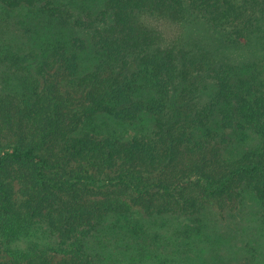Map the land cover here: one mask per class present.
I'll return each instance as SVG.
<instances>
[{
	"label": "trees",
	"instance_id": "1",
	"mask_svg": "<svg viewBox=\"0 0 264 264\" xmlns=\"http://www.w3.org/2000/svg\"><path fill=\"white\" fill-rule=\"evenodd\" d=\"M232 200L264 264V0H0V264L161 262Z\"/></svg>",
	"mask_w": 264,
	"mask_h": 264
},
{
	"label": "rangeland",
	"instance_id": "2",
	"mask_svg": "<svg viewBox=\"0 0 264 264\" xmlns=\"http://www.w3.org/2000/svg\"><path fill=\"white\" fill-rule=\"evenodd\" d=\"M145 19L149 25L159 30L158 33L160 34V38L163 40V44H174L175 41L177 42V39L180 35H184L185 30L181 25H174L161 19H154V17H150V15L145 16ZM25 21H20L18 25V22L15 24V20L11 19V22L14 26H16L17 29L18 27H30L33 33L37 28L36 25L34 27L31 21L26 18ZM119 128L127 133L133 131V125H122ZM250 199L252 198L246 194H244L241 198L242 202L240 207L242 208V212L251 213L254 209V204L253 202H250ZM238 204L239 202L236 200L228 201L223 205L209 204L207 206L206 213H204L202 216L206 225L210 223L206 229L202 230L201 227L200 231L202 230V232H198V230L194 229L195 233L192 230L186 231L190 233V237H187V235L183 233L178 234L177 232V245L181 243V247L173 249L174 247L168 244V246H166L167 249H169L168 251L171 252L172 250L174 253H168L167 256V254L164 255L162 251L159 256L161 262L158 261L159 258L152 257L151 259L146 258L143 261V264H177V261H179V264H251V259H255V254H253V252H246V249H249L252 240V245L255 248L259 245L257 243V241L260 240L258 237L259 232L255 230L253 235H250L249 239L242 238L240 240L239 237H236L230 240L226 238L229 241L225 242L224 244H222V242H218L219 244H217L213 240V235L208 234L212 230L210 226L214 225L213 222L218 224L217 228H219V230L228 231L231 233V235L240 230H234L237 226L239 227L241 225L242 227V224L245 225L247 221L249 222L250 215L248 214L244 215V217H247V221L244 220L243 223L242 221L239 222L241 217L240 215L238 218L234 217V214L236 215L238 212H240V209L236 207ZM244 205L245 207H243ZM188 219H192V216ZM180 225V221L175 218H173L170 222L167 221V224L163 226V236L174 237L173 231L175 228L177 227V231L178 229L183 228ZM207 234L209 235V240L206 239L208 236ZM163 244L166 245V242ZM262 250H264V241ZM62 253H57V255H54L53 257L51 256L52 261H56L63 256L65 257V253ZM51 257L49 259H51ZM259 257L260 256H257L256 258ZM262 259H264V257L261 258V260ZM6 260H8V255L0 245V262H5Z\"/></svg>",
	"mask_w": 264,
	"mask_h": 264
}]
</instances>
